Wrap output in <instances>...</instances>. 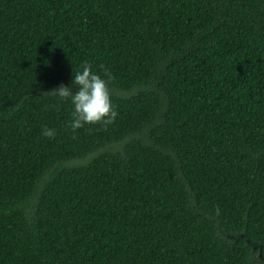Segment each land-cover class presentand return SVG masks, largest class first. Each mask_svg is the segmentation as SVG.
Returning <instances> with one entry per match:
<instances>
[{"label": "trees", "instance_id": "obj_1", "mask_svg": "<svg viewBox=\"0 0 264 264\" xmlns=\"http://www.w3.org/2000/svg\"><path fill=\"white\" fill-rule=\"evenodd\" d=\"M85 59L116 116L71 130L47 90ZM259 252L264 0H0V264Z\"/></svg>", "mask_w": 264, "mask_h": 264}, {"label": "clouds", "instance_id": "obj_2", "mask_svg": "<svg viewBox=\"0 0 264 264\" xmlns=\"http://www.w3.org/2000/svg\"><path fill=\"white\" fill-rule=\"evenodd\" d=\"M104 75L93 71L88 60H81L77 70L72 72L71 85L59 83L55 88L47 90L49 95L58 99L70 100L72 109L70 119L66 124L71 130L86 123L100 122L102 125L110 123L116 116L115 105L110 100L108 80L111 72L102 67ZM55 128L47 125L41 126V135L52 137Z\"/></svg>", "mask_w": 264, "mask_h": 264}, {"label": "water", "instance_id": "obj_3", "mask_svg": "<svg viewBox=\"0 0 264 264\" xmlns=\"http://www.w3.org/2000/svg\"><path fill=\"white\" fill-rule=\"evenodd\" d=\"M259 254L262 255L261 252H259ZM263 258H264V255H263Z\"/></svg>", "mask_w": 264, "mask_h": 264}, {"label": "flooded vegetation", "instance_id": "obj_4", "mask_svg": "<svg viewBox=\"0 0 264 264\" xmlns=\"http://www.w3.org/2000/svg\"><path fill=\"white\" fill-rule=\"evenodd\" d=\"M263 256V255H262Z\"/></svg>", "mask_w": 264, "mask_h": 264}]
</instances>
